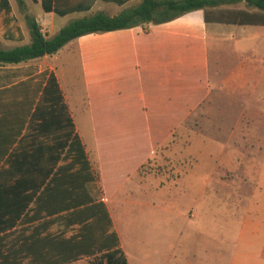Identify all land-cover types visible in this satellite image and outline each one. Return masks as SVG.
Returning <instances> with one entry per match:
<instances>
[{"label":"crops","instance_id":"crops-1","mask_svg":"<svg viewBox=\"0 0 264 264\" xmlns=\"http://www.w3.org/2000/svg\"><path fill=\"white\" fill-rule=\"evenodd\" d=\"M140 1L24 0L46 38ZM263 33V25L206 22L197 10L0 65V264H141L109 205L126 202L113 200L214 96L215 67L231 66L222 83L229 100L246 101L252 85L249 102L264 103L255 89L264 78ZM30 42L16 0H0V49ZM222 219L230 244L237 238L229 264H264V215L254 216L250 244L246 217Z\"/></svg>","mask_w":264,"mask_h":264},{"label":"rangeland","instance_id":"rangeland-1","mask_svg":"<svg viewBox=\"0 0 264 264\" xmlns=\"http://www.w3.org/2000/svg\"><path fill=\"white\" fill-rule=\"evenodd\" d=\"M237 10H246L245 4L207 12L216 21ZM230 69L214 68V96L158 149L135 187L113 200L126 202L109 205L123 217L120 227L138 263L229 264L237 238L231 245L224 234V215L246 217L248 238L254 216L264 215V103L249 102L252 85L246 101L229 100L222 83ZM255 89L264 92V78ZM195 218L203 222H187Z\"/></svg>","mask_w":264,"mask_h":264},{"label":"trees","instance_id":"trees-1","mask_svg":"<svg viewBox=\"0 0 264 264\" xmlns=\"http://www.w3.org/2000/svg\"><path fill=\"white\" fill-rule=\"evenodd\" d=\"M16 2L19 11L24 14L31 42L11 50L0 49V65L19 64L46 55H54L68 43L85 35L163 24L197 10H205L206 22L214 21L211 20L207 9H216L225 5L244 3L246 10L228 12L230 16L227 20H216V22L264 26V0H141L138 5L124 9L117 16L112 17L100 11L76 19L63 27L54 37L46 38L38 22L25 12L24 0H16Z\"/></svg>","mask_w":264,"mask_h":264}]
</instances>
